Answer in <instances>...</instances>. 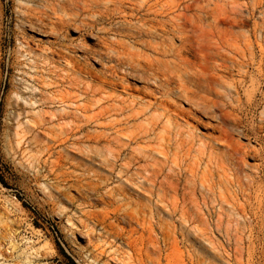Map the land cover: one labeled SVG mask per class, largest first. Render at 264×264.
<instances>
[{"label":"rangeland","instance_id":"1","mask_svg":"<svg viewBox=\"0 0 264 264\" xmlns=\"http://www.w3.org/2000/svg\"><path fill=\"white\" fill-rule=\"evenodd\" d=\"M101 2L0 0V264H100L93 254L101 248L104 264H264V174L252 166L255 157L243 167L224 165L219 145L209 157L199 158L195 149L177 159L169 154L168 164L174 160L180 167L164 171L182 176L177 192H167L159 203L156 195L165 191L138 187L144 162L126 161L147 143L132 142L114 157L108 151L114 142L109 148L98 140L100 132L113 134L102 127L112 116H93L108 104L103 92L128 94L120 83L98 91L94 71L114 61L106 53L94 60L82 46L108 51L118 40L129 43L128 23L134 22ZM59 43L74 59H85L89 71L78 73L74 60L58 53ZM125 83L131 94H141V80L128 76ZM256 98V108L246 114L255 122L264 106V98ZM196 133L195 147L214 132L198 126ZM233 135L234 144L258 146L250 133ZM70 171L100 184L99 195L88 185L81 188L93 206L80 204L65 174ZM58 187L72 202L54 198ZM81 208L91 214L80 217ZM81 219L91 236L84 235Z\"/></svg>","mask_w":264,"mask_h":264},{"label":"bare ground","instance_id":"2","mask_svg":"<svg viewBox=\"0 0 264 264\" xmlns=\"http://www.w3.org/2000/svg\"><path fill=\"white\" fill-rule=\"evenodd\" d=\"M101 1L112 3L109 9L119 12L126 22H134L128 23L129 43L118 40L116 47H106L108 51L82 46L87 56L94 60H101L102 54L106 53V58L114 61L104 64L100 72L94 71L98 91L103 92L107 86L114 88L120 83L122 91L128 94L127 97H119L113 92H103L101 99L108 104L93 116H112L102 127L112 129L113 134L109 138L110 133L100 132L97 138L106 141L108 147L113 146L107 150L114 157L132 142L147 143L132 150L126 160L144 162L140 168L145 173L138 187L151 194L156 187L165 191L164 195H156L157 201L162 203L167 192H177L182 176L181 172L164 171L166 166L171 170L180 167L178 161L168 164L169 154L177 159L190 156L195 149L199 158L202 155L209 157L214 145L222 149V164L243 167L247 164L246 158L253 156L258 162L252 166L264 174V106L257 122L246 118V114L256 108V96L264 98V0ZM248 20L252 24L245 28ZM59 44L58 53L73 59L78 73L89 71L85 59L83 63L74 59L68 53L69 48ZM128 76L143 82L141 94L134 95L128 91L130 85L125 83ZM24 103L26 105L27 102L24 100ZM198 126H207L214 133L195 147L200 139L196 133ZM234 132L252 134L258 146L234 144ZM111 142L114 145L111 146ZM43 146L47 151L51 148L49 144ZM105 160L106 157L102 161ZM73 173H65L70 180L69 187H75L79 192L80 204L93 206L87 194L82 195L81 188L88 185L90 193L98 192L100 184L92 185L82 172ZM146 184L147 188L144 187ZM60 195L69 202L73 200L69 192L58 187L54 198L59 199ZM99 200L105 201L103 196H99ZM77 212L80 217L91 214V210L85 208L77 209ZM68 221H71L70 217ZM79 225L83 227L84 235L89 236L91 231H88L84 219L79 221ZM107 226L111 227L107 224L102 228ZM147 229L150 232L151 228ZM148 236L150 238V234ZM150 243L159 249L157 240L152 239ZM97 253L105 251L101 248ZM99 254H93V259L104 264L99 261Z\"/></svg>","mask_w":264,"mask_h":264}]
</instances>
